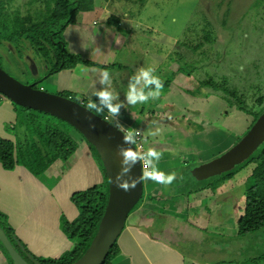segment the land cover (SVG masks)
<instances>
[{
    "label": "rangeland",
    "instance_id": "1",
    "mask_svg": "<svg viewBox=\"0 0 264 264\" xmlns=\"http://www.w3.org/2000/svg\"><path fill=\"white\" fill-rule=\"evenodd\" d=\"M26 2L28 0H14L21 8ZM40 2L44 3L43 0ZM88 4L85 3L90 11H80L88 12L89 16L94 2ZM106 6L113 11L110 18L113 17L114 22L108 19L104 22L102 16L90 15L88 23L80 26L76 17L75 23L69 24L60 34L68 53L105 68L77 65L73 80L77 89L73 87V91L64 90L56 94H71L81 102L84 98L79 88L83 79H88L89 85L99 87V91L111 92L116 97L113 100L121 106H127L130 111L134 109V114L138 112L139 118H148L144 122L148 121L151 126L145 131L140 130L144 142L148 144L146 152L152 149L163 152L164 149L167 155L174 157L173 164L177 165L174 170L163 171L165 174L175 172L176 179L170 185L160 184V189L165 194L179 192L193 198L192 206L190 204L185 213L178 210V215L183 216L181 218L185 222L179 217V221L176 217L172 221L181 228L179 231L172 226L177 229L171 230V238L177 240L176 247L181 253L204 264L228 262L230 259L236 264H264V228L242 237H236L234 232L244 207L247 177L254 164H247L232 179L224 182L220 181L221 175L198 181L190 174L200 160L205 162L219 156L250 128L251 115L235 109L212 89H199L198 85L200 80L206 78L218 80L224 77L243 93L248 92L249 101L258 96V90L264 92V0H147L143 5L126 0H110ZM97 30L100 32L97 33ZM116 39L120 41L119 44ZM24 42L22 39L0 40V67L23 84H33L43 78L37 84L40 86L56 59L38 53ZM196 45L198 49L193 54L189 46ZM181 66L182 70L178 71ZM141 68L154 69L153 75L162 81L172 78V71L175 74L169 89L163 87L158 98L149 96L143 104L132 105L126 98L130 85L135 84L138 90L143 88L145 94L155 88L152 89V85L144 87L142 80L136 83L134 77ZM105 70L109 72L108 82L102 83ZM189 71L190 74L187 73ZM187 90L200 92L192 95ZM0 97L13 105L17 119L21 107L2 94ZM85 100L87 105L90 100ZM98 108L104 109L97 107L91 110L98 115L103 114L102 110L97 112ZM4 126L14 139L15 136L22 139L23 125L7 123ZM206 127L214 130L221 128L231 138L219 137L218 144L209 132L205 136L198 133L199 130H206ZM66 129H69L71 137L80 138L75 129ZM81 138L87 144L83 136ZM92 143L94 149L88 147L87 150L91 165L88 172L93 169L91 177L98 180L83 189L79 185L81 188L75 192L101 185L105 180V158L112 157L113 148L105 142L101 145ZM155 161L152 163L161 168ZM143 183L145 190L136 207L145 199L146 185L150 188L152 180ZM198 188L202 193L194 192ZM212 194L218 196L212 197ZM215 209H218L216 213ZM220 215L224 216L223 219H231L230 223L226 220V225L234 235L225 236L223 229L220 230L219 225L224 224L223 220L217 219ZM61 221L67 219L63 217Z\"/></svg>",
    "mask_w": 264,
    "mask_h": 264
},
{
    "label": "crops",
    "instance_id": "2",
    "mask_svg": "<svg viewBox=\"0 0 264 264\" xmlns=\"http://www.w3.org/2000/svg\"><path fill=\"white\" fill-rule=\"evenodd\" d=\"M106 4L108 2L104 0H94L90 15L92 17L93 15L102 16V21L104 22L107 19L109 20L113 11H110ZM83 10L90 11L91 9L88 10L86 8ZM87 13L80 11L76 16L80 26L88 23L87 20L90 15L88 16ZM93 24H95L94 20ZM99 32L97 30V33ZM81 65L91 68V66ZM76 71L77 67L60 70L47 77L40 86H36L52 93L64 90L73 91V87L77 89L73 85ZM97 76L100 77V73ZM83 80L84 83L82 82L79 88L84 98L83 101L89 99L95 103L96 108H104L100 109L103 111L101 116L107 118L111 123L126 132H133L135 130L145 131L148 126H151L148 121L144 122L148 118H139L138 112L134 114L135 110L132 109L130 111L127 106H121L119 113L116 115L110 114L107 107L101 104L99 97L94 94L99 91V87L89 85L87 83L88 79ZM112 103L114 105L119 104L115 100H112ZM140 115L143 117L142 114ZM15 119L16 113L13 105L0 97V136L2 138L15 140L11 134L6 132L4 126L7 123L10 125L14 124ZM199 131L197 132L204 136L209 132L217 143L220 142V140L218 141L219 137L226 138L228 136L231 138L221 128L214 130L206 127V130ZM77 134L79 133L77 132ZM79 137L73 136L78 143V148L69 159L66 161L55 160L39 176L33 175L23 165H16L13 170H5L0 163V211L7 216L15 235L28 250L29 255L40 259H56L64 252L69 251L74 245V240L70 239L62 230L61 220L64 217L70 222L77 217L78 210L70 199L71 195L81 187L83 189L98 180L97 177L94 180L91 177L93 169H90V173L88 172V168L91 166L87 155L88 145L81 138L80 134ZM144 144L145 146L148 145L146 141ZM161 153L163 154L159 160H156L159 164L155 161V164L160 165L161 168H157L162 172L176 169L177 165L173 164L174 157L167 155L164 149ZM200 161L203 162L202 160ZM79 185L82 186L80 187ZM144 190L145 185L143 183V192ZM200 192L202 193V190ZM223 194L226 193L223 192ZM214 196H218V194H212V197ZM222 199L219 198V200ZM190 204L191 206L193 204L192 197H185L179 194V192L177 194H165L160 189V184L154 181L150 184V188L146 185L145 199L140 206L129 213L125 226L116 240L119 253L112 260L111 264H204L196 258L181 253L176 247L175 241L177 240H172L171 238V230L173 231L178 228L181 231L180 226L172 223L173 217H176L177 221H179L177 217L182 220L181 217L183 216L180 217V214L178 215V210L185 213L186 208ZM221 204L224 205L223 202ZM219 207L221 208V206ZM217 210L215 209L214 213ZM223 215L217 218L220 221L223 220L222 222L224 223L222 226L219 225V228L220 230L223 229L225 236H232L234 234L232 231H228L229 225H226L231 222V219H223ZM226 220L229 221L226 223ZM182 222L185 221L182 220ZM172 226H176L177 228L174 229ZM234 232L236 233V231ZM228 250L230 251L231 247ZM207 263L236 264L233 263L232 259L228 262ZM0 264H13L1 249Z\"/></svg>",
    "mask_w": 264,
    "mask_h": 264
},
{
    "label": "trees",
    "instance_id": "3",
    "mask_svg": "<svg viewBox=\"0 0 264 264\" xmlns=\"http://www.w3.org/2000/svg\"><path fill=\"white\" fill-rule=\"evenodd\" d=\"M40 1L28 0L24 8H21L20 5L14 3V0H0V40L22 39L25 41L24 44H29L38 53L52 60L56 59L55 64L46 73L44 79L60 70L71 69L79 64L94 65L104 69L105 66L103 65L68 53L64 41L60 39V34L64 29L69 24L75 23V18L80 10L86 9L85 3L92 4L94 0H48V2L43 0L44 3ZM104 1L109 2L110 0ZM126 1L143 5L147 0ZM111 21L114 22L113 17L109 19V22ZM56 45L58 47H55ZM189 49L194 54L198 45L189 46ZM177 53L180 54L179 51ZM177 70H182V66ZM172 72V78L163 81V87H166V90L169 89L174 78L175 71ZM190 72L187 73L190 74ZM42 80L43 78L36 80L33 82V86L37 87L36 85ZM154 87V85L151 86L152 89ZM198 87L199 89H212L215 93H219L222 99L228 101L232 107L251 115L250 126L264 110V92L261 93V89L256 93L258 96L252 97L253 100L249 101L248 92L243 93L224 77L218 80L211 77L200 80ZM187 91L192 95L200 92ZM64 97L75 100L71 94L64 95ZM75 101L79 102V100ZM80 103L87 106L84 101ZM20 107L21 112L17 115L15 124L25 127L23 128L22 139L15 136V140L12 141L0 136V163L5 170H13L16 165H23L33 175L39 176L55 160L66 161L74 154L78 148V143L70 136L69 129H66V127L74 129L69 123L48 113ZM87 144L89 149H94L93 145L88 142ZM250 163H253L254 167L247 177L248 186L245 192L243 211L237 219L236 237L254 234L264 228V142L247 160L236 165L232 170L222 173V177H220V181L223 182L232 179L241 168ZM104 176L103 184L84 191L74 192L70 197L78 210V215L73 221H62V230L70 239L74 240L72 248L56 259H40L31 255L33 259L42 264H71L88 249L97 232L108 198L109 179L106 171ZM197 191H201V188L194 192ZM135 208L136 205L131 211ZM0 227L15 249L30 262L26 256L30 253L19 241L8 222L7 216L1 211ZM0 249L12 263L1 243ZM118 253L119 248L117 241H115L103 264H111Z\"/></svg>",
    "mask_w": 264,
    "mask_h": 264
},
{
    "label": "water",
    "instance_id": "4",
    "mask_svg": "<svg viewBox=\"0 0 264 264\" xmlns=\"http://www.w3.org/2000/svg\"><path fill=\"white\" fill-rule=\"evenodd\" d=\"M0 94L14 104L48 113L69 123L90 144L105 142L113 148L111 158H105L106 174L109 179L107 202L100 218L97 232L88 249L71 264H103L111 247L122 232L132 208L143 195V181L128 192L117 187L116 176L122 167H129L123 180L132 181L142 174L141 163L122 165L121 149L135 146L124 142L127 134L105 117L98 115L87 106L69 97L48 92L33 84H23L0 67ZM264 142V110L248 131L229 149L208 161L194 166L190 174L198 181L221 175L247 160ZM0 243L10 256L13 264H42L26 254L27 261L13 246L0 227Z\"/></svg>",
    "mask_w": 264,
    "mask_h": 264
},
{
    "label": "clouds",
    "instance_id": "5",
    "mask_svg": "<svg viewBox=\"0 0 264 264\" xmlns=\"http://www.w3.org/2000/svg\"><path fill=\"white\" fill-rule=\"evenodd\" d=\"M116 43L119 44L120 41L116 39ZM153 71L154 69L152 68H147V69L141 68L139 70V74L134 77L136 83L138 84L142 80L144 82V87H149L151 85H154L155 88L153 90H150L147 94H145L143 88L138 90L135 84L130 85L129 90L126 93V98L129 104L132 105H136L137 103L143 104L145 101L148 100L149 96L153 97L154 99L160 96L161 90L163 89V81L158 76L153 75ZM108 75L109 72L107 70L103 71V78L101 80L102 83L108 82ZM94 94L99 97L101 104L107 107L108 112L110 114L116 115L119 113L121 105L119 104L114 105L112 103V100L115 99L116 97H114L111 92L107 90H101ZM95 108H96L95 103L91 102L90 100L87 104V109L91 110ZM99 111L101 110L97 109V112ZM124 142L133 146L135 145V139L131 134V132L124 136ZM119 155L123 157V160L121 162L122 165H132L139 161L141 162L143 169L140 177L129 182L123 180L122 177L125 173L130 171V168L122 167L121 173H118L116 176V183H117V187L125 192L135 189L137 184L140 183L141 181L152 180L162 185H170L176 179L175 172L171 174H165L152 163L153 160H159L160 156L162 155L161 152L155 149L149 150L145 154H140L134 150V147H130L128 149H121ZM145 161L147 163H144ZM149 166H151L150 169ZM144 169H149V170H144Z\"/></svg>",
    "mask_w": 264,
    "mask_h": 264
},
{
    "label": "built area",
    "instance_id": "6",
    "mask_svg": "<svg viewBox=\"0 0 264 264\" xmlns=\"http://www.w3.org/2000/svg\"><path fill=\"white\" fill-rule=\"evenodd\" d=\"M126 133L129 134L130 132L127 131ZM131 134L133 135V137L135 139V145L134 146H135L137 152L140 153V154L147 153L146 152V146L144 144V140H143L141 131L140 130H135V131L131 132ZM144 163H147V162L145 161ZM141 169H142V164H141ZM149 169H150V166H149ZM149 169H144V170H149ZM142 171H143V169H142Z\"/></svg>",
    "mask_w": 264,
    "mask_h": 264
},
{
    "label": "bare ground",
    "instance_id": "7",
    "mask_svg": "<svg viewBox=\"0 0 264 264\" xmlns=\"http://www.w3.org/2000/svg\"><path fill=\"white\" fill-rule=\"evenodd\" d=\"M121 156V155H120Z\"/></svg>",
    "mask_w": 264,
    "mask_h": 264
}]
</instances>
